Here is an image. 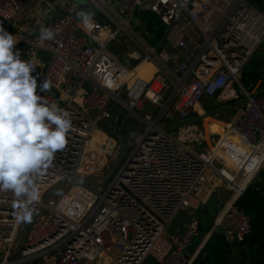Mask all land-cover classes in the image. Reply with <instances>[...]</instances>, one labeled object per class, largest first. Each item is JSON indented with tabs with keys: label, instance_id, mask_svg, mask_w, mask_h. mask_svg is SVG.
I'll return each mask as SVG.
<instances>
[{
	"label": "built area",
	"instance_id": "1",
	"mask_svg": "<svg viewBox=\"0 0 264 264\" xmlns=\"http://www.w3.org/2000/svg\"><path fill=\"white\" fill-rule=\"evenodd\" d=\"M29 1L0 0V25L13 29ZM89 1L101 16L92 15V27L83 25L75 3L66 0L57 18L24 37L27 53L52 54L37 79V93L67 110L72 128L65 147L37 180L35 221L15 259L9 256L27 221L17 220L14 194L0 191V264H95L112 256L114 248L116 264H142L150 256L156 264H193L186 250L200 219L194 215L182 233L170 227L180 213L198 211L220 187L231 193L205 241L222 227L228 240L243 242L252 222L237 200L264 167V89L256 91L255 81L245 83L244 67L264 50V11L251 0H119L130 16L149 9L160 17L165 32L155 46L112 2ZM41 27L56 30L55 39L40 40ZM122 31L139 49L137 64L129 65L110 49ZM144 62L153 67L148 78L137 70ZM45 78L52 83L50 91L40 89ZM207 97L221 104L246 98L224 133L211 135V144L200 123L164 130L172 121L196 115ZM114 108L126 109L130 122L145 129L132 130L124 161L106 186L85 184L79 177L100 183L110 169L95 136L103 132L120 140L123 130L113 124L122 126V116L106 123Z\"/></svg>",
	"mask_w": 264,
	"mask_h": 264
},
{
	"label": "clouds",
	"instance_id": "2",
	"mask_svg": "<svg viewBox=\"0 0 264 264\" xmlns=\"http://www.w3.org/2000/svg\"><path fill=\"white\" fill-rule=\"evenodd\" d=\"M77 16L92 27L91 13ZM56 35L50 27L39 29L40 40ZM18 42L0 25V191L16 197L17 220L30 221L40 199L37 180L65 147L72 121L67 110L37 93L36 63L22 59ZM51 87L47 78L40 85L41 91Z\"/></svg>",
	"mask_w": 264,
	"mask_h": 264
},
{
	"label": "crops",
	"instance_id": "3",
	"mask_svg": "<svg viewBox=\"0 0 264 264\" xmlns=\"http://www.w3.org/2000/svg\"><path fill=\"white\" fill-rule=\"evenodd\" d=\"M72 1L74 2V0ZM65 3L66 0H30L24 13L14 20L13 29H7V31L15 35L16 39L19 41L16 47L21 51L22 59H31L35 61L36 70L32 75L36 76L37 79L46 71L47 66L52 60V54L46 50H37L32 54L27 53L25 50L24 37H32L40 25L50 19L57 18L61 14ZM97 17L99 18L101 16L98 14ZM138 50L139 49L136 48L133 43L128 42L126 58L129 59L126 60L124 57L125 62L129 65L137 64L140 58V52ZM143 64L144 63L140 64L138 68L142 67ZM152 71H148L149 76H151ZM245 73L244 78L247 82H257L256 91L258 89H264L263 70H261V75L259 76H257V73L253 76L246 75ZM208 102H210V104H208ZM213 103L214 98L207 97L200 107L205 111L212 106ZM234 112L236 114L237 110ZM198 113H202L200 108L196 111V114ZM219 117L220 118L210 117L208 121L204 122V120L200 123L201 125L199 124L208 137L207 145L211 144V135L223 134L225 123L233 119L231 113L223 114ZM263 186L264 167L260 170L246 192L237 200V205L251 216L252 230L247 235L246 239L240 243L232 242L227 239L223 229H216L212 236L205 241V234L210 228L209 226L208 229L198 232L186 250L188 256H194L193 264H264ZM220 188L222 192L219 193L218 190ZM220 188L210 196L198 211L180 213L172 223L170 230L182 233L187 223L194 215L201 220V217L207 213V207L213 202L214 197H218L220 202L219 208L221 209V206L224 205L222 202L229 198L231 192L226 187ZM220 209H217V213ZM111 253L112 256H116L118 251L114 248ZM112 256H102L95 264H116ZM142 264H156V261L150 256L146 258Z\"/></svg>",
	"mask_w": 264,
	"mask_h": 264
},
{
	"label": "water",
	"instance_id": "4",
	"mask_svg": "<svg viewBox=\"0 0 264 264\" xmlns=\"http://www.w3.org/2000/svg\"><path fill=\"white\" fill-rule=\"evenodd\" d=\"M254 2L260 9L264 11V0H251ZM264 69V50L261 52H256L251 56L249 61L244 67V71L246 73H250L254 70L261 71ZM246 102V98H243L239 102L230 103V104H221L217 98H214V103L212 106H210L208 109L204 111V113H198L196 115H193L189 118H186L185 120H176L172 121L167 124V126L164 127V130L166 132H173L177 129L193 125V124H199L202 121H204L206 118L214 117V116H220L223 114H228L231 112H234L238 110L240 107L244 105ZM120 114L122 116L123 124L120 126L117 122L113 124L116 128H121L123 130L120 142L121 147L116 153L115 162L112 164L110 169L108 170L107 174L102 177V182H95L92 178L90 179H84L79 177V180L85 184L93 185L96 187H104L107 185V183L113 178L114 174L117 172V170L122 165L125 155L129 149L130 144V138L131 133L133 129L138 130H144L145 126L143 125H135L130 122L127 110L124 109L123 111L118 110L117 108H114V113L111 116L110 119L106 121V123H110V121L114 122L116 120V117ZM169 121V120H167ZM66 184V181L61 182L57 187H55L53 190H51L44 198V204H46L50 197L54 196L59 192V190L62 189V187ZM264 190V186H263ZM220 206V202L218 197H214L213 202L208 205L207 207V213L201 217L200 223H199V231H203L208 229L209 226H212L214 223V218L217 214V209ZM44 207H40L36 212V217L41 214ZM35 221V218H31L30 221H27L24 223V225L21 228L20 237L17 243V246L15 248V251L9 256V259H15L19 254L20 251L25 248V239L27 230L30 227V225ZM217 230H222V227H217ZM3 257L0 256V260H2Z\"/></svg>",
	"mask_w": 264,
	"mask_h": 264
},
{
	"label": "rangeland",
	"instance_id": "5",
	"mask_svg": "<svg viewBox=\"0 0 264 264\" xmlns=\"http://www.w3.org/2000/svg\"><path fill=\"white\" fill-rule=\"evenodd\" d=\"M108 1L110 3L112 2L114 8H116L119 12L123 14V16L129 19L133 30L137 32V34H139L142 38H144L146 42L152 45L155 44V46H157L159 45V43L163 41L162 38H163V33L165 32V25L161 21L160 17L157 16L155 13H153L151 10L149 9L137 10L135 13L132 14V16H130L120 7L118 2L119 0H108ZM74 3L78 9V12L87 11L88 13H91L95 17H97L99 14V10L89 0H74ZM128 42L133 43L134 46L138 48L137 45L135 44V41L131 38V36L126 31H122L110 45L111 51L115 53L117 56H119V58L122 61H125L124 57L126 58V53L128 50ZM128 59L129 58H126V60ZM255 73H257V76L261 75L260 70L259 71L254 70L248 73L247 75L253 76ZM244 81L245 83H248L246 80ZM208 104H210V102H208ZM147 109L152 110L153 112H157L156 108L151 104H147ZM200 111L204 113V110L201 107H200ZM231 115L233 116L232 118L234 119L235 112H231ZM214 118H220V117L214 116ZM208 120L209 118H206L204 122ZM100 127L106 128L104 124H101ZM101 128H97V131L100 132ZM102 133L100 132L95 136V141H97V143L104 150V152H102L103 153L102 161L105 162V164L107 163L106 165H108V168H110L112 164L115 162L116 153L121 147V142L117 140L115 136H113L114 139L107 138ZM218 192L219 193L222 192L221 188L218 190ZM224 202L225 201H223L222 204H224Z\"/></svg>",
	"mask_w": 264,
	"mask_h": 264
},
{
	"label": "bare ground",
	"instance_id": "6",
	"mask_svg": "<svg viewBox=\"0 0 264 264\" xmlns=\"http://www.w3.org/2000/svg\"><path fill=\"white\" fill-rule=\"evenodd\" d=\"M152 65L149 63V62H144V64L142 65V67H139V68H137V70H138V72H139V74L141 75V76H144V77H146V78H148V77H150L149 75H148V71H152ZM232 121V120H231ZM212 132V131H211ZM99 134V133H98Z\"/></svg>",
	"mask_w": 264,
	"mask_h": 264
},
{
	"label": "trees",
	"instance_id": "7",
	"mask_svg": "<svg viewBox=\"0 0 264 264\" xmlns=\"http://www.w3.org/2000/svg\"><path fill=\"white\" fill-rule=\"evenodd\" d=\"M246 75L248 74V73H245Z\"/></svg>",
	"mask_w": 264,
	"mask_h": 264
}]
</instances>
